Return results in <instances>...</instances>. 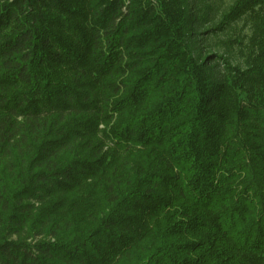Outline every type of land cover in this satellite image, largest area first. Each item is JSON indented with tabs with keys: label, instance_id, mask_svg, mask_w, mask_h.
Masks as SVG:
<instances>
[{
	"label": "trees",
	"instance_id": "1",
	"mask_svg": "<svg viewBox=\"0 0 264 264\" xmlns=\"http://www.w3.org/2000/svg\"><path fill=\"white\" fill-rule=\"evenodd\" d=\"M210 12L0 0V264H264V0Z\"/></svg>",
	"mask_w": 264,
	"mask_h": 264
},
{
	"label": "rangeland",
	"instance_id": "2",
	"mask_svg": "<svg viewBox=\"0 0 264 264\" xmlns=\"http://www.w3.org/2000/svg\"><path fill=\"white\" fill-rule=\"evenodd\" d=\"M233 1L234 0H194L196 10L200 16H203L207 9L211 7L209 21L201 22L202 26L198 29L200 35L196 37L194 43H192L195 55L199 54L201 57L207 55L211 57V60L219 62V59L222 57H228L232 63H235V58L230 55V53L225 52L221 46V41L227 40L230 36L232 38L236 36V32L232 31L233 28H230L229 31L224 30L222 32L210 31L218 25L222 15L226 13Z\"/></svg>",
	"mask_w": 264,
	"mask_h": 264
}]
</instances>
